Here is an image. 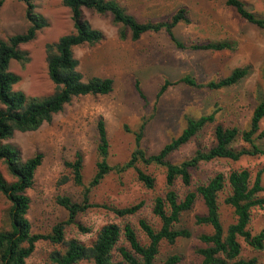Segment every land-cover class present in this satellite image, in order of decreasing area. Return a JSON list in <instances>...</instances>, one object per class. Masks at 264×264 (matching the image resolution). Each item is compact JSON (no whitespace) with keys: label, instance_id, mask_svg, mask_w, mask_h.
Masks as SVG:
<instances>
[{"label":"rangeland","instance_id":"rangeland-1","mask_svg":"<svg viewBox=\"0 0 264 264\" xmlns=\"http://www.w3.org/2000/svg\"><path fill=\"white\" fill-rule=\"evenodd\" d=\"M126 13L138 22H166L180 8L186 10L189 23L180 21L173 28L177 39L186 45L206 40H227L233 49L191 50L177 48L165 30L147 31L137 40L130 38V30L122 38L124 26L113 21L111 13H97L82 8L84 19L94 29L103 34V39L94 44L72 47L77 59V70L82 80L92 77H109L113 80L112 90L107 94L73 96L63 109L43 122L32 131L14 132L7 141L13 144L26 160L36 153H42L41 164L35 171L33 185L27 190L30 207L27 218L35 233H47L51 227L67 217V211L57 203L58 196H68L81 201L84 187L88 186L100 160L97 152V122L104 120L109 142L107 162L110 166L126 163L135 147L134 133L142 121H146L141 147L147 154L157 153L185 126V117H198L216 111L215 122L207 124L187 143L173 151L168 160L179 163L190 158L196 150H208L215 143L214 127L236 126L240 131L249 122L253 108L263 92L264 71V27H258L241 18L226 0H115ZM247 9L264 17V0H242ZM34 12L46 24L38 29L35 36L19 45L25 59H11L8 69L19 76L14 90L24 92L27 99H43L55 90L48 75L47 45L56 44L67 34L76 32L72 11L60 0H35ZM30 21L26 16L24 0H5L0 6V39L8 40L15 34L24 33ZM248 66V74L236 84L220 89L192 87L185 83L168 86L157 99V91L165 80L175 82L189 75L198 82L206 83L228 75L234 68ZM136 83L145 95L140 96ZM0 107H4L0 103ZM264 128V118L260 122ZM6 142V141H5ZM264 147V138L258 140ZM232 146L235 149L248 144L238 137ZM80 153L82 162V185L72 180V171L65 163L73 161ZM145 172L155 178V187L146 188L136 176L133 168L121 173L111 170L89 192L91 207L77 215V222L87 231L80 230L75 224L65 226V238H75L89 245L99 228L107 223H117L121 227L131 224L142 243L147 242L139 227V219L147 220L154 228H159L160 220L152 212L156 196L167 191L165 167L138 162ZM264 167V156L244 155L238 160L215 158L201 162L190 171L191 182L184 185L180 178L174 183L179 198L199 184H205L218 172L225 176L230 171L247 168L252 178L256 171ZM0 170L7 180L11 176L4 164ZM264 184V173L262 175ZM227 184L219 193L218 205L220 221L224 229L235 221L233 209L224 203L229 194ZM264 196V192L261 193ZM142 201V207L135 214L120 217L110 207H126ZM9 202L0 194V230L9 229L7 211ZM205 207L198 198L192 209L181 215L176 224L178 228H189V238H178L174 243L162 241L156 262L160 263L172 254L180 257L178 264H199L201 256L197 249L206 246L198 239L201 233H210L211 227L194 224L196 214H204ZM264 227V208H252L248 228L256 233ZM241 256L255 257L264 262V248L255 250L242 240ZM118 245L128 246L123 237ZM64 250L63 245L48 240L36 242L33 252L25 264H53L50 255L53 251ZM114 259L118 260L114 252ZM75 264H92L81 260Z\"/></svg>","mask_w":264,"mask_h":264},{"label":"trees","instance_id":"trees-1","mask_svg":"<svg viewBox=\"0 0 264 264\" xmlns=\"http://www.w3.org/2000/svg\"><path fill=\"white\" fill-rule=\"evenodd\" d=\"M5 0H0V6ZM35 0H24L26 3V16L30 21L28 29L24 33L15 34L8 40L0 39V162L5 165L11 180H7L0 170V194L9 202L7 216L9 229L0 230V264H25L27 257L33 252L35 244L39 240H48L53 244L64 246V250L53 251L50 259L53 264H75L81 260H90L92 264H178L180 257L172 254L162 262L157 263L156 257L162 241L174 243L178 238H189V228H178L176 224L181 215L194 206L198 198H201L204 214H196L194 224L211 227L210 233H201L198 239L206 246L197 249L201 256L199 264H264L255 257L243 258L241 256L242 239L246 245L255 249L264 248V227L256 233L248 228L251 209L264 208V184L262 175L264 167L256 171L254 178L247 168L232 170L227 176L222 172L216 173L207 183L199 184L194 190H189L183 198H179L174 189V183L180 178L184 185L191 182L190 171L199 163L207 162L215 158H227L238 160L244 155L264 156V147L258 140L264 138V128L260 126L264 118V85L263 92L259 94V101L253 108L248 125L239 130L236 126H223L217 123L214 127V145L208 150H196L188 159L179 163H172L168 156L179 147L187 143L207 124L215 122L216 111L202 114L198 117L186 116L185 126L181 132L166 143L157 153L147 154L141 147V138L146 121H142L135 136V147L130 158L121 165L110 166L107 162L109 142L106 134L105 123L102 118L97 122L98 144L97 152L100 160L96 163V171L88 186L84 187L82 199L77 202L68 196H58L57 203L67 211V217L51 227L47 233H35L31 229L27 213L30 207V197L27 190L33 185L34 174L42 161V153H36L32 157L23 160L20 151L7 140L14 132L36 130L43 122H49L55 113L63 109L73 96L107 94L112 90L113 80L109 77H92L87 81L82 80L81 73L77 70L78 61L72 54V47L82 44H94L103 39V34L90 26L84 19L82 8L92 9L97 13H111L113 21L124 26L121 37L124 38L130 30V38L137 40L147 31L165 30L171 42L181 49L191 50H224L233 49V45L227 40H206L200 43L184 44L173 33V28L180 21L189 23L186 10L180 8L166 22H138L115 0H60L72 11V18L76 32L62 36L56 44L47 45L48 75L54 83L53 94L43 99H27L24 92L14 90L13 86L19 81V76L9 71L11 59L23 60L19 45L31 40L38 29L46 22L34 12ZM226 4L235 9L238 15L247 22L258 27H264V17L256 15L247 9L242 0H226ZM126 29V30H125ZM249 67L234 68L225 77L210 80L206 83L198 82L195 78L186 75L171 82L165 80L157 91V99L164 93L168 86L176 83H185L192 87H204L208 89H220L236 84L248 74ZM264 84V71H263ZM136 89L142 98L145 95L136 83ZM240 137L248 144L247 147L235 149L232 143ZM6 141V142H5ZM82 162L80 153L75 155L73 161H67L65 165L72 171V180L77 185H82ZM138 162L144 164L154 163L165 167V183L167 191L164 195H158L153 201L152 212L160 220L159 228H154L147 220L139 219V227L147 238L142 243L135 228L125 223L123 227L111 222L102 225L97 231L94 241L86 245L75 238H65V226L75 224L80 230L87 231L77 222V215L91 207L89 192L92 187L99 184L101 179L111 170L117 173L127 168H133L137 179L149 189L155 187V178L137 166ZM229 185L230 192L224 198V203L233 209L235 221L226 229L220 221L218 196ZM143 202H137L126 207H110L120 217L135 214L142 207ZM123 237L128 246L118 245ZM114 252L118 260L114 259Z\"/></svg>","mask_w":264,"mask_h":264}]
</instances>
